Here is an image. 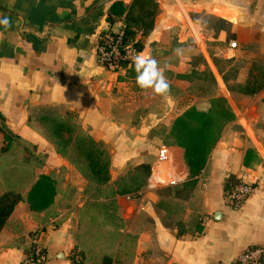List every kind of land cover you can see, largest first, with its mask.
<instances>
[{"label": "crops", "instance_id": "crops-1", "mask_svg": "<svg viewBox=\"0 0 264 264\" xmlns=\"http://www.w3.org/2000/svg\"><path fill=\"white\" fill-rule=\"evenodd\" d=\"M154 1L152 29L142 34L134 27L133 39L139 53L166 69L170 89L163 95L136 85L133 64L113 73L95 59L98 33L123 27L130 10L138 14L134 0H0V18L11 21L0 26V195L20 196L0 230V264H19L35 232L42 233L46 264H233L246 246L264 244V91L257 105L231 110L183 218L165 211L162 196L147 186L164 144L152 150V130L169 133L179 115L171 74L195 67L170 57L177 51L171 36L182 43L200 27L221 38V26H228L237 47L226 50L264 57V0ZM117 3L122 13L113 11ZM205 20L218 26L207 28ZM52 117L58 122L49 130ZM81 135L100 143L106 159L69 155ZM165 145L168 169L183 183L189 177L183 148ZM247 156L253 167L245 165ZM139 165L146 171L141 185L120 190L115 181ZM42 174L53 179L55 195L35 211L27 195ZM242 174L257 187L234 209L224 203V185Z\"/></svg>", "mask_w": 264, "mask_h": 264}, {"label": "rangeland", "instance_id": "rangeland-1", "mask_svg": "<svg viewBox=\"0 0 264 264\" xmlns=\"http://www.w3.org/2000/svg\"><path fill=\"white\" fill-rule=\"evenodd\" d=\"M205 23L206 27L207 25L214 26V28L218 26L217 23L210 20H205ZM221 27L226 31V34L221 38L212 32L206 35L205 30L203 31L200 27L192 28L194 38L183 40L182 43L177 41L176 35L171 36L170 42L177 51L173 49L174 53L170 57L179 63L193 62L195 66L191 69L184 65L179 68L177 73L171 74L173 84L176 83L177 113L179 114L191 107L199 110H219L220 107L225 106L229 110H243L244 107L251 104L257 105L258 95L264 91V57H250L248 53L240 52L237 49L226 50L230 41L235 37L229 31L228 26ZM159 54L162 57L165 55L161 51ZM214 98H222L224 101L213 103ZM57 122L58 119L52 117L46 122V125L49 130H52ZM151 135L153 138L156 137V139L152 138L154 140L152 150L153 147L156 149L159 143H172V138L163 127L152 130ZM56 140L60 141L57 138ZM148 150L150 149L146 148V151ZM67 153L69 155L91 154L100 157L101 160H105L107 157V151L103 146L86 135L79 136ZM143 167L144 165L134 166L127 172V175L116 180L115 182H119L120 190L131 191L139 187L145 179L146 171ZM189 178L190 175L177 186H163L156 189L163 198L161 207L165 211H170L183 218L184 213H181L184 210L185 201L190 200L195 187ZM180 222L182 223L179 225V230L186 221ZM101 249L109 251L111 245H102Z\"/></svg>", "mask_w": 264, "mask_h": 264}, {"label": "trees", "instance_id": "trees-1", "mask_svg": "<svg viewBox=\"0 0 264 264\" xmlns=\"http://www.w3.org/2000/svg\"><path fill=\"white\" fill-rule=\"evenodd\" d=\"M137 6L138 14L132 10L126 13L123 30L128 38L134 37V27H142V34H146L153 27V16L156 13L157 4L154 0H134L133 6ZM123 7L117 3L113 7L114 12L122 13ZM223 102L222 98H214ZM264 102V97H263ZM234 115L227 107L219 110L200 111L195 107L188 108L172 121L169 135L172 143L183 148L185 163L188 166L190 182L196 183V176L204 168L212 148L219 141L224 127L233 119ZM91 155V154H87ZM247 167H253L250 156L244 161ZM257 163V160H256ZM232 177L227 178L224 189L232 182ZM55 195V184L48 175L42 174L31 187L27 200L32 210L39 211L51 204ZM20 196L13 192L0 195V230L7 217L12 212L14 205Z\"/></svg>", "mask_w": 264, "mask_h": 264}, {"label": "built area", "instance_id": "built-area-1", "mask_svg": "<svg viewBox=\"0 0 264 264\" xmlns=\"http://www.w3.org/2000/svg\"><path fill=\"white\" fill-rule=\"evenodd\" d=\"M230 48H236V40H231ZM95 59L97 65L109 72H119L125 66L132 64V56L139 54L136 41L128 38L123 27L108 28L98 33L95 41ZM170 155L168 146L161 144L156 151L155 159L150 167L147 186L157 189L163 186H176L181 182L180 177L171 174L169 168ZM257 182L254 177L242 174L235 178L224 190V203L238 209L254 192ZM41 232L31 236V243L27 253L19 264H46L48 252L41 241ZM233 264H264V244H252L242 249L235 257Z\"/></svg>", "mask_w": 264, "mask_h": 264}, {"label": "clouds", "instance_id": "clouds-1", "mask_svg": "<svg viewBox=\"0 0 264 264\" xmlns=\"http://www.w3.org/2000/svg\"><path fill=\"white\" fill-rule=\"evenodd\" d=\"M0 26L5 29L11 26V21L7 18H0ZM132 64L136 73V85L142 89H151L153 94L163 95L170 89V84L158 61L150 54L139 53L132 56Z\"/></svg>", "mask_w": 264, "mask_h": 264}]
</instances>
